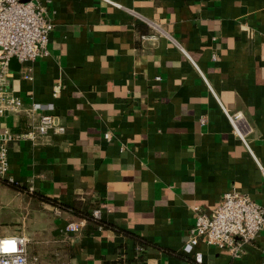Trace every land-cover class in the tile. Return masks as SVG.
<instances>
[{
  "label": "crops",
  "instance_id": "1",
  "mask_svg": "<svg viewBox=\"0 0 264 264\" xmlns=\"http://www.w3.org/2000/svg\"><path fill=\"white\" fill-rule=\"evenodd\" d=\"M38 2L55 26L48 55L10 63L24 106L0 116V135L28 133L33 103L66 131L9 142L0 210L20 222L2 218L0 236H26L40 264H264V230L240 259L183 250L196 208L232 190L264 208V0ZM99 208L104 227L77 214Z\"/></svg>",
  "mask_w": 264,
  "mask_h": 264
},
{
  "label": "built area",
  "instance_id": "2",
  "mask_svg": "<svg viewBox=\"0 0 264 264\" xmlns=\"http://www.w3.org/2000/svg\"><path fill=\"white\" fill-rule=\"evenodd\" d=\"M38 1L0 0V116L20 113L24 106L22 100L9 90L11 60L15 59L22 65L48 55L50 36L55 26L47 9ZM25 78L30 79L27 74ZM52 109V105L33 103L30 112L41 115L28 133L0 135V178L12 182L8 178L10 141L25 139L37 142L49 136L50 132L62 134L66 131L65 127L56 124ZM228 116L235 133L248 146L249 130L243 118ZM105 138L111 139L110 134ZM198 210L195 209V224L183 246L186 254H193L197 246L205 245L226 251L233 259H240L264 230V208L237 190L225 193L210 214ZM101 213L100 208L95 209L94 219L99 220ZM85 224L84 220L71 222L66 230L78 233ZM28 244L29 240L24 235L0 236V264H40L38 257L29 255ZM139 251L143 252L144 248L140 247ZM195 261L202 264L203 255L196 253Z\"/></svg>",
  "mask_w": 264,
  "mask_h": 264
},
{
  "label": "rangeland",
  "instance_id": "3",
  "mask_svg": "<svg viewBox=\"0 0 264 264\" xmlns=\"http://www.w3.org/2000/svg\"><path fill=\"white\" fill-rule=\"evenodd\" d=\"M30 197L31 196L28 195V194H25L24 195V198H23L24 199V204L28 202V200H29ZM24 207L25 208H21L20 207V211H19V213L17 215V218L20 217V220L21 221H24V220H22L24 218H28L29 217V213H30V211H28L26 209V206H24ZM0 211H1V213H0V220L3 221L2 218L6 219L5 224H6L7 227L15 226V224H17L18 222H20L19 220H16L15 216H14V218H12L11 216H9V214H7V210H0Z\"/></svg>",
  "mask_w": 264,
  "mask_h": 264
},
{
  "label": "trees",
  "instance_id": "4",
  "mask_svg": "<svg viewBox=\"0 0 264 264\" xmlns=\"http://www.w3.org/2000/svg\"><path fill=\"white\" fill-rule=\"evenodd\" d=\"M27 192L29 193V195L35 196V194L33 192H30L29 190H27ZM41 201H43L45 203H50V204H53L54 206L62 208V206H60L59 203H57L56 201L49 200V199H46V198L41 199ZM77 214H78V216H81L82 218L95 220L97 222V224H99V225L104 227L103 223H101L100 221H97V219H94L93 213L92 214H89V213H77Z\"/></svg>",
  "mask_w": 264,
  "mask_h": 264
},
{
  "label": "water",
  "instance_id": "5",
  "mask_svg": "<svg viewBox=\"0 0 264 264\" xmlns=\"http://www.w3.org/2000/svg\"><path fill=\"white\" fill-rule=\"evenodd\" d=\"M13 61H16L15 59H12L10 63H12Z\"/></svg>",
  "mask_w": 264,
  "mask_h": 264
}]
</instances>
